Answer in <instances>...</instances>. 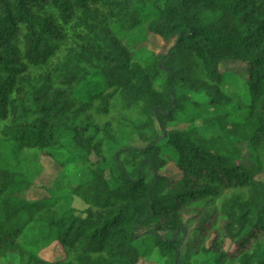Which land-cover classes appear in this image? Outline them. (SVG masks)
Listing matches in <instances>:
<instances>
[{"label": "trees", "instance_id": "16d2710c", "mask_svg": "<svg viewBox=\"0 0 264 264\" xmlns=\"http://www.w3.org/2000/svg\"><path fill=\"white\" fill-rule=\"evenodd\" d=\"M141 261L264 264V0H0V264Z\"/></svg>", "mask_w": 264, "mask_h": 264}, {"label": "rangeland", "instance_id": "374dc122", "mask_svg": "<svg viewBox=\"0 0 264 264\" xmlns=\"http://www.w3.org/2000/svg\"><path fill=\"white\" fill-rule=\"evenodd\" d=\"M147 44L151 48H155L156 50H160L162 47L163 41L159 37L151 34V35H149ZM227 67L233 69V71H235L241 77H246V73H245L246 66L244 64L235 63L233 65L232 64L227 65ZM216 129H218V128H216ZM219 131L223 135L228 136V134L225 132V130L219 129ZM137 145H141V143L138 142ZM244 149L246 150V153L248 154V152H249L248 146L244 147ZM42 167H43V169H42V173L40 175L42 178L39 179V182L42 181L44 183H47L48 178L55 173L56 166H55V164H53V162L50 161L49 163H47V161H46V162H42ZM79 171H80V174H79L80 179H84V178L89 177V174L87 172L81 171V170H79ZM162 173L167 175L171 179L176 178L177 176L180 175L179 171L173 165H168L166 168H164L162 170ZM36 191H41L44 194L46 193L45 190H42V188H40L38 186H37ZM74 199H75L73 201L74 206H76L78 208L85 206V204L78 197H76ZM225 248H226V250H230L232 248V246L229 243H226ZM40 254L46 259L55 260V259L61 258L63 256V251H62V248L60 245H58L57 243H52L48 247L41 250ZM139 264H145V263H144V261H141Z\"/></svg>", "mask_w": 264, "mask_h": 264}]
</instances>
